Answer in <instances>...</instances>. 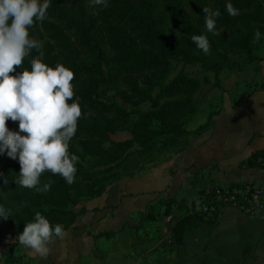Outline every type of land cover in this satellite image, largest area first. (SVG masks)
Masks as SVG:
<instances>
[{
  "label": "trees",
  "instance_id": "16d2710c",
  "mask_svg": "<svg viewBox=\"0 0 264 264\" xmlns=\"http://www.w3.org/2000/svg\"><path fill=\"white\" fill-rule=\"evenodd\" d=\"M50 2L48 18L29 29L30 37L42 44L40 52L33 49L22 66L9 75L31 71L30 62L35 58L53 69L62 64L74 73L73 100L78 98L82 118L69 142V153L78 156L79 162L72 185L59 174L45 171L38 187L48 183L51 187L36 191L15 183L20 173L18 160L9 158L6 152L0 154V206L10 210L9 219L0 218L3 264H28L19 252L16 237L23 232L24 224L34 222L36 212L53 226L62 224L67 231L85 212L84 204L100 197L108 186L142 176L149 171L144 165H155L163 151L172 155L158 164L168 162L185 151L191 137L213 126L212 118L219 111L211 112L207 122L195 131H187L188 120L198 112L193 95L200 82L183 70L168 80L173 62H178L182 67L199 63L213 71L215 81H219L224 65L208 64L191 41L193 35H206L213 48L218 42L225 44L228 52L245 55L248 64L262 61L253 53V38L257 30L264 37V0H108L107 8L99 6L100 25L89 15L85 0ZM228 3L239 10V15L228 14ZM205 7L220 11L216 22L220 35L207 31ZM225 66L232 68L233 63ZM261 82L250 92L264 90ZM146 104L148 109L142 110ZM122 132L129 133L130 138L112 140V135ZM237 168L264 169V152L253 153ZM246 185L230 184L229 188L244 190ZM214 190H204L201 201L213 208L212 213L217 204L226 205L216 201ZM160 204L166 217L175 201L168 199ZM205 217L201 210L192 209L174 223L170 230L176 246L173 264L184 263V235L210 221ZM96 237L111 240L114 233Z\"/></svg>",
  "mask_w": 264,
  "mask_h": 264
},
{
  "label": "crops",
  "instance_id": "0c3cea01",
  "mask_svg": "<svg viewBox=\"0 0 264 264\" xmlns=\"http://www.w3.org/2000/svg\"><path fill=\"white\" fill-rule=\"evenodd\" d=\"M258 65L264 81V64ZM218 111L212 118L213 126L191 137L183 153L140 177L108 186L100 197L85 203V212L65 231V238L49 245L47 258H41L24 246L20 253L27 258L28 264H79L82 259L91 264H108L116 262L119 256L134 264H173L176 246L170 237L172 226L192 209L200 210L203 205L201 201L193 203L189 199L192 178L213 169L253 176L238 182L264 177L254 171L260 168H237L253 153L264 152V90L248 92L237 102H225ZM211 112L206 110L204 120V116L197 117L198 110L188 120L187 131L193 132L204 125ZM191 120L194 124L189 129ZM168 199L175 201L169 215L153 217L156 210L163 212L164 206L160 203ZM182 199H186L183 207ZM173 209H181L184 214L170 224L167 220ZM140 216L143 221H136ZM140 224L141 228L135 232ZM196 230L204 232L194 233ZM196 230L184 235L183 264H264V223L251 219L238 208L216 206L210 221ZM104 232H113V239L96 237ZM110 241L117 245L114 253L102 250L106 246L103 243ZM0 264H3L1 259Z\"/></svg>",
  "mask_w": 264,
  "mask_h": 264
},
{
  "label": "clouds",
  "instance_id": "9594fccd",
  "mask_svg": "<svg viewBox=\"0 0 264 264\" xmlns=\"http://www.w3.org/2000/svg\"><path fill=\"white\" fill-rule=\"evenodd\" d=\"M90 5L109 6L108 0H90ZM50 7V0H0V154L6 152L9 158L18 160L20 173L15 183L36 191H48L51 187L50 183L38 187L45 171L59 174L72 185L77 172L75 165L79 162L78 156L69 153V142L82 118L78 98L73 100L74 73L62 64L53 69L35 58L30 62L31 71L9 75L22 66L33 49L40 52L42 44L30 37L29 29L48 18ZM226 10L230 16L239 15L231 3L226 5ZM203 12L207 31L220 35L216 28L220 11L205 7ZM260 37L257 30L253 41H259ZM191 41L205 55L210 53L206 35H193ZM8 120L19 122L18 131L6 127ZM9 217L10 210L0 206V218ZM65 236L62 224L53 226L36 212L34 222L24 224L16 242L47 258L49 245Z\"/></svg>",
  "mask_w": 264,
  "mask_h": 264
},
{
  "label": "rangeland",
  "instance_id": "374dc122",
  "mask_svg": "<svg viewBox=\"0 0 264 264\" xmlns=\"http://www.w3.org/2000/svg\"><path fill=\"white\" fill-rule=\"evenodd\" d=\"M70 2V0H68ZM85 6L87 8V11L89 15L95 19L97 23L101 22V15L99 14V6H91L90 0H85ZM253 53L256 54L261 61V63L264 64V37L261 36L260 40L254 43L253 47ZM202 58H204L208 64H217V65H224V68L221 70L219 74V81L216 82L214 78L213 71L205 69L201 64H191L186 65L185 67H182V64L178 62H173V70L168 77V80H171L176 74L183 70V72L190 78H195L200 82L199 88L196 90V92L193 95V100L195 102V105L197 106L200 113L197 117H203L205 120L206 118V110L210 111H218L222 108V106L225 104V102L234 101L237 102L241 100L242 96L246 93L250 92L253 89L258 88L263 82H261V66L258 65V63H253L251 66L247 63L246 57L243 54L234 53V52H228L225 48V44H221L218 42L216 44V48L210 47V53L205 55L202 53ZM227 63L232 64L233 67L230 68V66H225ZM254 67V68H253ZM235 82V84H233ZM250 82L251 85H247L246 83ZM225 88L228 89V91L225 90ZM148 104L144 105L142 107V110H147ZM18 121H11L8 120L6 122V127L16 132L18 131ZM194 120H191L189 122V129L193 128ZM21 135H26V133H20ZM112 140L114 141H123L128 138H130L129 133L122 132L118 133L116 135L111 136ZM171 151H163L162 156L158 159V162H156L155 165H144V169L150 170L151 168L156 167L159 165L158 163L163 160H167L169 157H171ZM147 171V170H146ZM255 173H260L264 175V170H254ZM237 172H230L229 170H226L225 172H220L218 170H209L208 173L204 175H200L199 177H194L192 181L193 187L191 188L189 199L192 200L193 203H196V200L202 201L205 197L206 192L213 191L215 188H229L230 184H238L243 183L247 184L246 188H252L254 186H260L264 188V177L261 176L262 179H255L253 181H246V182H238L251 179L253 176L249 174H236ZM197 179V180H196ZM229 183L228 182H233ZM244 189V190H245ZM206 191L203 193V191ZM242 190V189H240ZM203 194V195H202ZM186 200V199H184ZM184 200L182 199L180 202L182 204L181 207H183ZM201 206H206L205 203H202ZM220 204H217V206ZM231 206V205H228ZM79 208H76L77 211ZM183 215V211L181 209H173L171 213V217L168 221V223H173L177 218H179L181 215ZM161 210L157 212V210L154 212L153 217H159L161 216ZM143 217V216H142ZM136 221L141 219L140 217H136ZM251 218V217H250ZM253 219V218H251ZM205 227V226H204ZM206 228V227H205ZM207 229V228H206ZM209 231V230H207ZM204 230H196L194 233H203ZM193 233V232H192ZM106 245L102 248L103 251H108L109 253H114L116 250H118L117 245L114 241H110V243H103ZM23 247L20 245L19 252H23ZM6 250V248H2V250ZM119 256V254H118ZM183 260V259H182ZM184 262V261H183ZM79 264H91L86 259H82ZM104 264V263H101ZM108 264H134L131 263L126 259V257L120 258V256L117 258L116 262L108 263Z\"/></svg>",
  "mask_w": 264,
  "mask_h": 264
},
{
  "label": "built area",
  "instance_id": "2783aa9c",
  "mask_svg": "<svg viewBox=\"0 0 264 264\" xmlns=\"http://www.w3.org/2000/svg\"><path fill=\"white\" fill-rule=\"evenodd\" d=\"M216 201L238 208L249 217L264 223V188L254 186L245 190L237 188H216L214 190ZM206 215L211 216L213 208L204 206L200 209Z\"/></svg>",
  "mask_w": 264,
  "mask_h": 264
}]
</instances>
